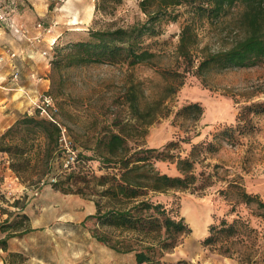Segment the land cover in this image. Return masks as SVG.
Wrapping results in <instances>:
<instances>
[{
	"label": "rangeland",
	"instance_id": "1",
	"mask_svg": "<svg viewBox=\"0 0 264 264\" xmlns=\"http://www.w3.org/2000/svg\"><path fill=\"white\" fill-rule=\"evenodd\" d=\"M139 2L123 0L104 10L107 5L104 0H95L93 20L87 29L78 28L85 34L80 38L64 34L59 46L92 40L91 30L128 27L145 20ZM185 10L177 8L181 14ZM84 13L86 10L74 12L72 21L76 23L80 16L84 19ZM185 17L183 14L176 22L163 23L161 34L147 40L159 53L151 63L131 67L99 62L70 65L67 58L59 56V64L51 65L47 92L54 99V117L66 128V142L60 141L62 154L54 163L49 181L62 171H70L71 166L98 175L104 173L96 143L108 130L118 131L120 127H125L128 145L133 149L141 146L163 149L173 141L171 154L187 158L192 145L199 144L194 156L196 183L153 197L172 214L184 217L192 229L164 256L163 263L264 264V217L256 204L241 203L234 187L238 183L264 201V61L250 67L211 70L204 75L197 74L196 67L187 70L186 61L176 54ZM236 21L233 16L218 23L199 21L200 48L207 46L217 51L232 45L242 36ZM195 55L197 64L202 54ZM191 103H199L203 114L197 120L187 121L181 111ZM226 128L230 139L222 137ZM188 138L190 142L183 141ZM156 167L163 173L180 175L175 159L157 161ZM18 180L26 187L21 205L26 206L34 197L48 191L47 208H58L62 216L56 222L20 234L26 251L21 257L7 255L11 264L134 263L133 253H118L92 236V230L98 227L95 219L82 224L88 215L96 213V198L80 193L64 194L50 182L41 185L33 180L26 183ZM237 218L246 221L252 229L246 233L244 244L233 239L234 243L227 244L231 252L226 254L222 252V244L203 245L212 224ZM17 220L19 216L10 221ZM24 227H30L28 221Z\"/></svg>",
	"mask_w": 264,
	"mask_h": 264
},
{
	"label": "trees",
	"instance_id": "2",
	"mask_svg": "<svg viewBox=\"0 0 264 264\" xmlns=\"http://www.w3.org/2000/svg\"><path fill=\"white\" fill-rule=\"evenodd\" d=\"M122 1L104 0L107 7L102 9L106 10L108 6ZM139 6L146 19L131 26L91 30L92 40L73 41L65 46H59L62 39L56 40L53 46L55 57L51 59L50 67L59 64V56L67 58L70 65L99 62L112 65L121 63L131 67L151 63L159 53L152 49L153 44L147 43V40L161 34L163 23L176 22L183 14L186 17L179 34L176 54L186 61L187 70L196 67L195 72L204 75L211 70L250 67L264 61V0H140ZM97 7L99 9L100 6ZM181 7L186 9L182 14L177 11ZM230 16L237 19L236 26L242 30V36L224 49L213 51L207 46L200 48L198 22L218 23ZM74 31H78V28H74ZM197 52L202 55L195 64ZM181 112L185 120L194 121L202 116L203 107L199 103H191ZM124 128L108 130L97 141L96 154L102 164L100 169L104 170L100 175L69 166L70 171H62L56 179L49 181L54 163L62 154L61 128L57 123L41 117L37 111L20 115L0 135V152L9 155L11 170L24 183L33 180L44 185L50 182L52 187L64 194L80 193L96 198V213L88 215L82 224L95 219L98 227L92 230V236L99 242L118 253H133V264H164V256L178 246L192 229L184 217L172 214L153 197L173 189L189 188L196 183L198 177L194 156L201 145L193 144L190 157L187 158L171 154V148L175 146L173 141L163 149L143 146L133 149L128 145ZM228 130L226 128L223 131L222 137L230 139ZM183 141L190 142V139ZM209 146L214 148L212 143ZM174 159L180 175L172 176L156 167L157 161ZM234 187L241 203L256 204L259 214L264 217V201L248 193L238 183ZM1 197L7 203L10 201L4 194ZM12 198L8 207L2 210L7 214V219L0 223V230L5 233L0 239L4 251L8 249L9 238L33 230L30 227L22 228L29 219L23 213L26 207L21 205L23 197ZM14 216H19V220L11 223ZM250 231L252 229L248 223L241 218L232 222L222 219L210 226L203 245L216 247L222 244V252L230 253L231 248L227 244L235 240L244 244L245 235ZM21 254L9 252L7 255L21 257ZM4 262L11 264L7 256Z\"/></svg>",
	"mask_w": 264,
	"mask_h": 264
},
{
	"label": "crops",
	"instance_id": "3",
	"mask_svg": "<svg viewBox=\"0 0 264 264\" xmlns=\"http://www.w3.org/2000/svg\"><path fill=\"white\" fill-rule=\"evenodd\" d=\"M7 1L9 0H0V4ZM95 8V0H65L57 4L51 0H18V10L13 14V19L18 28L27 32V37L0 22V135L11 127L20 115L31 114L34 103L49 90L50 80L47 75L54 53L52 43L62 39L64 34L70 38L84 34L83 31H74V25H79L76 28L87 29L94 18ZM84 10V19L80 16L74 23L71 19L75 17L74 12ZM38 22L45 26L53 25V32L42 33L36 27ZM35 37H38V41ZM41 51H47L48 57L42 56ZM11 52L16 54L14 58L10 57ZM15 69L21 73L18 81L11 77ZM25 189L10 168L8 155L0 152V190L10 193V198H21ZM46 192L48 191L34 197L23 210L32 229L38 225L56 222L62 216V211L58 208H47L49 202L48 196H45ZM8 203H11V200ZM38 206L42 211H38ZM4 236L5 233L0 230V239ZM7 244V251L0 246V264H5L4 259L9 252L26 251L20 242V236L9 238Z\"/></svg>",
	"mask_w": 264,
	"mask_h": 264
},
{
	"label": "built area",
	"instance_id": "4",
	"mask_svg": "<svg viewBox=\"0 0 264 264\" xmlns=\"http://www.w3.org/2000/svg\"><path fill=\"white\" fill-rule=\"evenodd\" d=\"M52 2L60 3L64 2L65 0H51ZM18 10V0H9L7 2H4L3 4H0V22L7 25L10 29H13L16 31V33H19L20 35L27 37V32L23 30L22 28H18L17 25L14 22L13 14ZM36 27L45 34H51L53 32V25L45 26L43 23L38 22L36 24ZM36 41H38V37L34 38ZM29 41L31 39L28 38ZM56 40L52 43V46H54ZM42 56L48 57L47 51H41ZM16 54L14 52L10 53V57L14 58ZM2 60L0 59V62ZM15 72L11 75L12 79L14 81H18L21 77V73L15 69ZM33 77H36L35 74H32ZM52 108H56L54 104V99L50 93L47 91L42 94V96L34 103L33 110L31 114L34 112H38L41 117H44L50 121H53L57 123L61 128V136L60 141L66 142V128L62 127V125L59 123V121L54 117ZM2 194L5 195V197L9 200H13V198H10V193L6 192L5 190L0 191V206L8 207V203L5 202L2 199ZM11 207V206H9ZM15 209L14 207H12ZM5 219H7V214L3 213L0 209V223H2Z\"/></svg>",
	"mask_w": 264,
	"mask_h": 264
},
{
	"label": "bare ground",
	"instance_id": "5",
	"mask_svg": "<svg viewBox=\"0 0 264 264\" xmlns=\"http://www.w3.org/2000/svg\"><path fill=\"white\" fill-rule=\"evenodd\" d=\"M196 230V229H195Z\"/></svg>",
	"mask_w": 264,
	"mask_h": 264
}]
</instances>
